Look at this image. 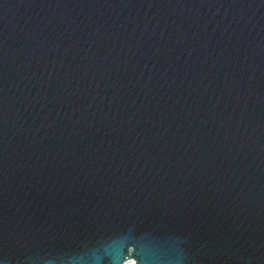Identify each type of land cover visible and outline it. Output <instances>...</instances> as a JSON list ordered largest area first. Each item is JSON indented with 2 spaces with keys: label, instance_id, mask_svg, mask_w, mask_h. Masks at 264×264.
Here are the masks:
<instances>
[{
  "label": "water",
  "instance_id": "water-1",
  "mask_svg": "<svg viewBox=\"0 0 264 264\" xmlns=\"http://www.w3.org/2000/svg\"><path fill=\"white\" fill-rule=\"evenodd\" d=\"M264 264V0H0V264Z\"/></svg>",
  "mask_w": 264,
  "mask_h": 264
},
{
  "label": "bare ground",
  "instance_id": "bare-ground-1",
  "mask_svg": "<svg viewBox=\"0 0 264 264\" xmlns=\"http://www.w3.org/2000/svg\"><path fill=\"white\" fill-rule=\"evenodd\" d=\"M124 264H135L134 259L130 258L124 262Z\"/></svg>",
  "mask_w": 264,
  "mask_h": 264
}]
</instances>
